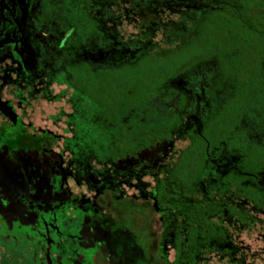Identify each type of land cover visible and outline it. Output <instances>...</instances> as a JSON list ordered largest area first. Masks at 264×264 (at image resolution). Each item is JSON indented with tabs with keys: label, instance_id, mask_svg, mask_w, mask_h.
Here are the masks:
<instances>
[{
	"label": "trees",
	"instance_id": "16d2710c",
	"mask_svg": "<svg viewBox=\"0 0 264 264\" xmlns=\"http://www.w3.org/2000/svg\"><path fill=\"white\" fill-rule=\"evenodd\" d=\"M163 1L175 19L153 22L123 40L109 25L112 0H58L51 7H58L70 33L58 67L43 77L72 89L68 122L74 130L67 145L86 175L92 161L115 165L134 156L143 137H170L185 116H198L192 122L201 135L197 123L185 125L190 145L157 186L159 199L170 194V206L187 213L163 217L161 237L174 236L170 264H193L198 243L216 233L211 216H191L196 205L189 200L202 188L213 152H245L242 171L264 181V22L253 0ZM72 38L80 43L73 51ZM193 89L201 92L200 105ZM245 124L259 130L260 143L248 140ZM44 264H53L49 255Z\"/></svg>",
	"mask_w": 264,
	"mask_h": 264
},
{
	"label": "flooded vegetation",
	"instance_id": "af4514ba",
	"mask_svg": "<svg viewBox=\"0 0 264 264\" xmlns=\"http://www.w3.org/2000/svg\"><path fill=\"white\" fill-rule=\"evenodd\" d=\"M126 1L129 0H112V4L107 9V13L113 17L109 25L114 27L116 35L123 40L139 35L142 30L127 38L119 33L117 26L122 17L126 18L130 15V11L124 5ZM55 2L58 0H0V155L4 156L3 153H6L12 163L19 162L20 158L25 156H35L44 163L50 160V167L40 165L38 169L30 168L31 175L49 173L47 186L28 184L24 191L11 190L6 196L2 198L0 196L4 204V212L0 213V216H9L7 211L10 206L13 207V204L19 202L22 206L21 214L23 215L21 216L33 218L32 222L27 220L25 224L34 226L39 221L40 213L49 214L56 209H62L65 205L73 204L74 210L81 215L80 235L83 237V230L95 225H100L109 231L105 225L109 216H118V218L128 216L119 209L117 202L124 199L132 200L131 206H135V212L138 205L148 203L151 209V213L148 214L149 221L153 216L158 221L156 249L159 252L163 243L164 258L160 254L159 257L164 264H170L174 262L175 255L174 236L170 235V240H164L161 237L162 220L164 216H187V213L170 206V194L159 199L157 186L160 180L168 179L170 170L178 157L190 145L189 138L185 137L187 130L185 125H196L197 122L193 123L194 116L188 114L182 121L181 130L170 137L166 135V132H154L143 137L144 142L137 148L134 156L118 160L115 165L97 164L92 161L87 172L90 176L84 174L83 169H80L86 165L79 167L73 161V152L67 145L72 139L74 130L68 122V115L72 111L69 102L72 89L66 84H59L54 80L50 81L46 76L43 77L58 67L57 63L63 56V45L70 33L69 30H65L63 19L57 12L58 7H51ZM135 2L139 4V0ZM117 6L120 13L114 14L112 9ZM106 17L107 15H103V18ZM160 39L153 38V41L159 43ZM78 45L80 43L72 38L68 49L76 50L75 47ZM55 87H61L57 94L53 93ZM6 90L12 99L4 96ZM191 92H194L198 100L197 105H200V90L193 89ZM38 99L46 104L63 100L67 105L68 111L61 107L56 115L49 117L52 126L62 121L64 126L61 129L62 135L46 128H36L33 122L28 120V113L34 108L32 102ZM197 117L194 118L197 119ZM198 125L197 123L196 126ZM196 128L195 133L201 135V127ZM178 143L181 146L174 149L168 160H162L158 164L138 160L140 154L150 152L159 145L174 147ZM213 153L212 164L206 180L202 181V188L198 193L191 194L189 200L196 205L191 216H211L210 223L216 233L214 232L213 237L198 243L199 247L195 251L193 264H203L206 256L214 252L217 246H224L225 254H233L235 246L228 240L226 231L228 223L238 222L233 216H249L251 209L264 216V181L260 177L242 171L239 163L246 160L245 152L227 148L222 149L220 153ZM129 160L138 161L125 169L118 168L121 163ZM2 165L6 167L0 160V168ZM29 175H25V178ZM4 176L10 179L12 173ZM54 177L60 178L58 189H55L52 182ZM2 188L5 186L0 185V195L3 194ZM250 188L254 193H251ZM129 190L133 191L132 194L128 193ZM180 194L187 200L185 192ZM173 197L176 198V194ZM131 216H135V213ZM43 236L46 243L39 247L35 264L45 263L46 254L52 246L48 236L45 234ZM82 243L84 238L80 241L81 246H83ZM87 247L91 249L98 247L100 253L104 250L102 264H105V259L110 258L108 247L102 241H93L92 246ZM40 251L45 253V256ZM96 258L97 255L94 257L95 264ZM56 259L60 260V257ZM73 262L84 264L85 258L77 254Z\"/></svg>",
	"mask_w": 264,
	"mask_h": 264
},
{
	"label": "rangeland",
	"instance_id": "374dc122",
	"mask_svg": "<svg viewBox=\"0 0 264 264\" xmlns=\"http://www.w3.org/2000/svg\"><path fill=\"white\" fill-rule=\"evenodd\" d=\"M135 1L129 0L124 3L130 11V15L126 18L122 17L117 26L119 33L124 38L133 36L153 22L166 23L177 17L176 14H173L170 4L164 5L163 0H144L139 4ZM210 2L212 1L207 0L205 3ZM251 6L252 10L257 13L256 16H259L264 22V0H253ZM112 12L120 13L118 6L113 8ZM1 15L3 16V11H1ZM157 38H161V31L158 32ZM60 90L61 87H55L53 93L57 94ZM4 96L12 99L7 90L4 92ZM32 107L34 108L32 112L28 113V120L33 122L36 128H46L62 135L61 129L64 127L62 121L58 122L56 126H52L49 117L56 115L61 107L68 111L63 100L46 104L43 100L38 99L32 102ZM243 128L250 142L260 143L263 140L262 134L257 128L249 124H245ZM180 146L179 143L174 147L159 145L150 152L140 154L138 160L158 164L162 160L171 158L174 149ZM3 155H0V160L2 164L6 165V167L2 165L6 171L4 173L1 166L0 185L2 187L4 185L5 188L12 186L9 189H1L3 192L0 195L1 198L11 190L24 191L28 184L47 186L49 173L31 175L30 168L38 169L40 165L50 167V160H46L44 163L35 156H25L20 158L19 162L12 163L6 153ZM138 160L125 161L118 168L130 167L135 165ZM7 173H12V178H5L4 175ZM25 175L29 176L25 178ZM147 179L149 180V178ZM52 182L55 189H58L60 178L54 177ZM132 192L128 191L129 194ZM1 198L0 213L4 212ZM117 203L119 209L128 216L107 217L105 225L109 228L110 233L106 228L95 225L83 230L82 237L80 235L81 215L74 210L73 204L65 205L62 209H56L49 214L40 213L39 221L31 226L25 223L28 222L27 220L32 222L33 218L21 216L23 215L21 214L22 206L16 202L7 211L9 216H0V264H35L34 259L37 253L39 254V247L43 244L41 238L45 237L44 234L52 241V246L46 256L49 255L53 264H73L77 254L84 256V264H95L94 257L96 255L98 260H95L96 264H102L104 250L100 253L98 247L92 249L87 247L92 246L93 241L96 240L102 241L108 247L110 258L105 259V264H164L156 249L158 221L154 216V218L151 216L152 219L149 221L148 214L151 213L149 204L138 205L137 212H135V206H131L132 200L124 199ZM105 207L108 208V205L105 204ZM132 213H135V216H131ZM137 214L138 216H136ZM233 218L238 222L232 221L226 226L228 240L235 246L233 254H225L224 246H217L214 252L206 256L203 264H264V216L251 209L249 216H233ZM52 220L55 222H51ZM83 238L82 245L84 247L80 245ZM40 253L43 255V252L40 251ZM56 257H60V260Z\"/></svg>",
	"mask_w": 264,
	"mask_h": 264
}]
</instances>
